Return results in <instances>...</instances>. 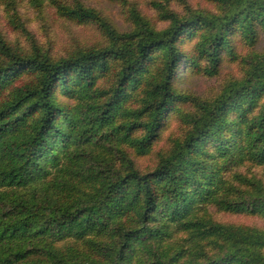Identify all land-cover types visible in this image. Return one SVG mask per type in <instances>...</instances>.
<instances>
[{
	"label": "trees",
	"instance_id": "16d2710c",
	"mask_svg": "<svg viewBox=\"0 0 264 264\" xmlns=\"http://www.w3.org/2000/svg\"><path fill=\"white\" fill-rule=\"evenodd\" d=\"M107 1L0 28V264H264V0Z\"/></svg>",
	"mask_w": 264,
	"mask_h": 264
},
{
	"label": "rangeland",
	"instance_id": "374dc122",
	"mask_svg": "<svg viewBox=\"0 0 264 264\" xmlns=\"http://www.w3.org/2000/svg\"><path fill=\"white\" fill-rule=\"evenodd\" d=\"M32 0H19L18 5L9 9L0 5V28L12 44L24 45L28 43V35H33L43 45L49 44V37L55 39L54 49L58 44H64L69 36H76L81 43H87L94 37V30L90 27L73 25L63 19H56L50 15L54 12L47 5L40 6ZM84 4L100 9L108 15L118 26L124 25L122 20L121 7L118 4H111L107 0H83ZM130 3H143V0H126ZM50 10V11H49ZM98 11V10H97ZM49 13V14H48ZM51 40V39H50Z\"/></svg>",
	"mask_w": 264,
	"mask_h": 264
}]
</instances>
